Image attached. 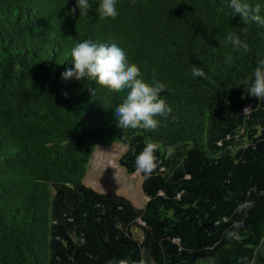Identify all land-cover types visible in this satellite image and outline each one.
<instances>
[{"label": "trees", "instance_id": "1", "mask_svg": "<svg viewBox=\"0 0 264 264\" xmlns=\"http://www.w3.org/2000/svg\"><path fill=\"white\" fill-rule=\"evenodd\" d=\"M90 4L84 15L76 0H0V264H264V99L248 94L264 27L228 0H119L115 18ZM230 32L247 54L223 43ZM86 39L119 40L165 85L172 112L157 129L118 126L127 89L61 78ZM147 142L146 177L135 158ZM114 144L142 180L141 209L83 182L96 148ZM245 200L246 216L234 211Z\"/></svg>", "mask_w": 264, "mask_h": 264}, {"label": "clouds", "instance_id": "2", "mask_svg": "<svg viewBox=\"0 0 264 264\" xmlns=\"http://www.w3.org/2000/svg\"><path fill=\"white\" fill-rule=\"evenodd\" d=\"M76 4L80 14L87 15L91 7L90 0H76ZM228 8L231 16L238 15L244 23L251 22L264 27V13L251 10L248 0H228ZM97 12L101 18L118 17L119 0H98ZM223 43L236 52L247 54L250 51L249 43L235 32L228 33ZM71 57L73 67L61 73L63 80H80L86 77L117 90L127 89L126 96L115 110L120 128L157 129L160 125L158 117H167L172 112L171 106L161 96V92L166 89L165 85L158 81L147 82L143 78L141 66L129 59L127 48L119 40H82L71 49ZM191 76L207 79L204 68L196 65L192 66ZM248 94L264 99V58L257 61ZM248 110L245 108L244 112ZM156 147L155 143L147 142L136 155V170L146 177L157 167L154 155ZM228 198L230 197H225ZM253 206V201L245 200L234 211L246 216L247 210ZM234 235L232 231L227 232L229 238Z\"/></svg>", "mask_w": 264, "mask_h": 264}, {"label": "rangeland", "instance_id": "3", "mask_svg": "<svg viewBox=\"0 0 264 264\" xmlns=\"http://www.w3.org/2000/svg\"><path fill=\"white\" fill-rule=\"evenodd\" d=\"M123 152L122 145L97 147L88 162L83 182L96 192H113L121 195L141 209L146 203V198L141 192L142 180L138 172L128 175L118 165L117 159Z\"/></svg>", "mask_w": 264, "mask_h": 264}]
</instances>
